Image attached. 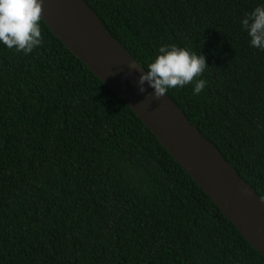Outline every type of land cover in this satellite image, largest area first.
I'll return each mask as SVG.
<instances>
[{
  "label": "trees",
  "instance_id": "trees-1",
  "mask_svg": "<svg viewBox=\"0 0 264 264\" xmlns=\"http://www.w3.org/2000/svg\"><path fill=\"white\" fill-rule=\"evenodd\" d=\"M147 71L158 48L205 57L167 96L264 201V52L241 21L264 0H84ZM0 44V264H264L132 109L41 20Z\"/></svg>",
  "mask_w": 264,
  "mask_h": 264
},
{
  "label": "water",
  "instance_id": "water-1",
  "mask_svg": "<svg viewBox=\"0 0 264 264\" xmlns=\"http://www.w3.org/2000/svg\"><path fill=\"white\" fill-rule=\"evenodd\" d=\"M42 20L89 70L120 97L172 157L264 255V201L166 95L156 100L136 59L84 0H44Z\"/></svg>",
  "mask_w": 264,
  "mask_h": 264
},
{
  "label": "clouds",
  "instance_id": "clouds-1",
  "mask_svg": "<svg viewBox=\"0 0 264 264\" xmlns=\"http://www.w3.org/2000/svg\"><path fill=\"white\" fill-rule=\"evenodd\" d=\"M44 0H0V44L17 53L28 55L44 43L41 32ZM247 32L249 44L255 50L264 52V3L255 7L241 21ZM205 57L175 44L158 48V55L147 65V72L141 76L142 85L147 82L153 89L152 96L159 100L170 89L183 88L192 83L193 95L198 96L207 83L195 79L206 69Z\"/></svg>",
  "mask_w": 264,
  "mask_h": 264
}]
</instances>
